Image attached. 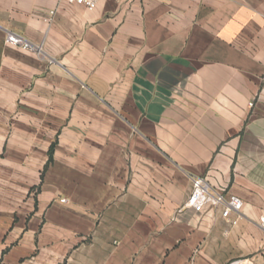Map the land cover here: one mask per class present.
<instances>
[{"label": "crops", "instance_id": "1", "mask_svg": "<svg viewBox=\"0 0 264 264\" xmlns=\"http://www.w3.org/2000/svg\"><path fill=\"white\" fill-rule=\"evenodd\" d=\"M0 264H264V0H0Z\"/></svg>", "mask_w": 264, "mask_h": 264}, {"label": "built area", "instance_id": "2", "mask_svg": "<svg viewBox=\"0 0 264 264\" xmlns=\"http://www.w3.org/2000/svg\"><path fill=\"white\" fill-rule=\"evenodd\" d=\"M65 2L84 7L87 10H93L96 7L97 0H64ZM6 44L19 47L24 50H33V47L17 34L8 33L5 39ZM252 106V103H250ZM65 203V200H61ZM185 208L200 215L205 210L220 209V215L223 220H230L232 215L238 218L243 207L240 198L225 193L223 190H217L210 187L203 177L191 178V191L184 205ZM236 220L231 221V225L236 224Z\"/></svg>", "mask_w": 264, "mask_h": 264}]
</instances>
